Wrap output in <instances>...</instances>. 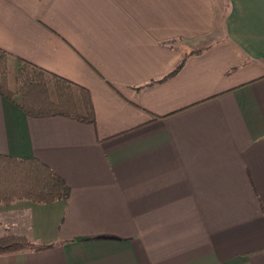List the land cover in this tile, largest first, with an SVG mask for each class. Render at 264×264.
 I'll return each mask as SVG.
<instances>
[{"label":"crops","instance_id":"crops-1","mask_svg":"<svg viewBox=\"0 0 264 264\" xmlns=\"http://www.w3.org/2000/svg\"><path fill=\"white\" fill-rule=\"evenodd\" d=\"M0 49L87 88L95 122L0 96V155L64 201L0 205V264H264V0H0Z\"/></svg>","mask_w":264,"mask_h":264},{"label":"trees","instance_id":"trees-1","mask_svg":"<svg viewBox=\"0 0 264 264\" xmlns=\"http://www.w3.org/2000/svg\"><path fill=\"white\" fill-rule=\"evenodd\" d=\"M0 96L30 117L63 116L94 124L90 92L69 79L0 49ZM66 181L37 159L0 155V205H49L70 195ZM53 248L26 237L0 239V256Z\"/></svg>","mask_w":264,"mask_h":264},{"label":"rangeland","instance_id":"rangeland-1","mask_svg":"<svg viewBox=\"0 0 264 264\" xmlns=\"http://www.w3.org/2000/svg\"><path fill=\"white\" fill-rule=\"evenodd\" d=\"M8 236H16V237H20L19 235H5V236H0V239H2V238H6V237H8ZM22 237H25V236H22ZM29 240V239H28Z\"/></svg>","mask_w":264,"mask_h":264}]
</instances>
